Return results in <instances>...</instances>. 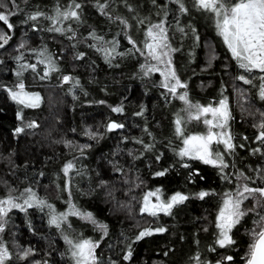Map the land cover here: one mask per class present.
I'll return each mask as SVG.
<instances>
[{"label": "trees", "instance_id": "1", "mask_svg": "<svg viewBox=\"0 0 264 264\" xmlns=\"http://www.w3.org/2000/svg\"><path fill=\"white\" fill-rule=\"evenodd\" d=\"M76 2L83 7V19L77 23L62 20L56 26L64 28L63 33L49 31L53 22L47 19L55 15L58 0H15L18 10L5 0L8 7L0 9L16 11L9 19L12 29L0 22V30L11 36L0 48V199L13 189L12 195L20 196L32 188L47 205L54 210L58 207L56 212L33 206L8 213L0 236L11 256L6 264H75L63 229L49 224L53 212L68 211L69 201L106 226L102 232L75 216L68 218L73 228L69 239L78 236L82 239L77 240L99 243V264H198L197 257L199 264H217L225 256L234 259L224 264H245L243 257L251 242L248 233L256 214L249 212L233 228L235 244L226 248L216 243V223L224 193L235 192L243 182L250 187L264 186L258 178L264 170V143L257 139V125L264 121V100L258 89L261 73H244L238 67L211 15L189 14L183 26L181 16L169 12V8L178 12L171 0H152L154 8L151 0L131 1L139 17L150 18L145 27L166 21L170 30L172 26L183 29L173 36L169 32V39L177 49L175 59L184 61L177 65L181 64L178 74L187 84L191 102L214 106L227 97L228 130L236 148L225 159L229 167L221 173L217 167L178 155L183 137L176 133L175 121L178 114L185 117L183 104L162 87L159 74H145L141 53L124 41L115 19L123 12L114 11L121 1L99 0L108 4L105 14L96 7L97 0ZM71 3L68 0L59 8L65 10ZM36 12L44 15L35 21L27 19ZM94 32L96 37L104 36L106 43L93 39ZM98 48L114 51L106 58ZM18 56L23 59L17 60ZM44 58L46 63L41 64ZM47 58L57 70L42 79ZM241 74L254 78L256 86L238 80ZM64 76L72 79L64 82ZM20 82L24 91L39 93L38 107H26L11 98L8 89L18 91ZM115 107L123 111L113 112ZM111 122L124 127L109 131ZM32 123L36 126L28 127ZM188 124H182L185 135L199 133ZM18 128L24 131L17 132ZM69 162L74 167L65 174ZM159 172L164 175H156ZM241 173L252 179L238 181ZM150 191L165 203L176 193L189 198L174 205L170 214L151 216L141 212L144 196ZM200 192L209 195L201 199ZM253 205L250 199L242 207ZM161 227L166 231H153L136 240L141 231ZM27 249L32 254L20 259ZM129 249L132 256L125 260Z\"/></svg>", "mask_w": 264, "mask_h": 264}, {"label": "snow or ice", "instance_id": "2", "mask_svg": "<svg viewBox=\"0 0 264 264\" xmlns=\"http://www.w3.org/2000/svg\"><path fill=\"white\" fill-rule=\"evenodd\" d=\"M13 5V9L18 10L15 0H9ZM155 2V0H153ZM179 6V11L186 13L188 9L185 7L183 0H171ZM194 5L198 10H202L209 13L214 21L218 30V35L222 37L223 43L231 53L232 58L237 62L238 67L244 71V73L251 74L253 72H259L261 75L258 77L260 83L258 85L259 98L264 100V0H194ZM8 4L5 0H0V9H6ZM96 7L102 14H105V9L108 7L107 3H99L97 0ZM82 9V5L77 3L76 0H72V3L68 5L65 10H61L59 7L56 9L54 16H49L47 19L53 22V27L49 28V31L63 33L65 31L62 27L56 25L62 20L80 19V14L77 10ZM16 14L15 10L9 9L7 12L0 11V22H3L8 29H12L13 25L9 22L10 16ZM44 13L36 12L28 15V20L35 21L38 17L43 16ZM121 23L127 22L121 20ZM143 23V21H141ZM183 31V29H180ZM71 31V28L68 29ZM149 40L145 41L144 48L147 50V56L152 60H155L157 64L145 65V74L150 72H160L164 77L162 87L168 90L169 93L174 96L177 94L178 89H186L187 84L183 83L176 74L175 69L172 67L171 52L176 51L168 44L167 29L164 26V22L151 25L146 33ZM72 37H69L71 39ZM11 36L0 30V48L6 45ZM93 39H100L93 34ZM198 39V37H197ZM129 42L135 44L134 41ZM20 47H24L23 44ZM98 51H103L105 57L110 55V51L104 48H98ZM42 56L43 52L40 53ZM143 54V53H142ZM17 60H22L23 56L16 57ZM2 63V61H0ZM41 64L45 63V60L40 61ZM159 64L164 65V70L158 67ZM32 68L35 70V65H21V68ZM55 64L48 59V69L41 78L47 77L51 71H56ZM20 72L16 75L20 76ZM72 78L64 76V82H69ZM238 80L243 81L244 84L253 85L254 78H249L248 75L241 74L237 77ZM78 83V81L76 82ZM24 84L20 82L17 85L19 91H13L8 89L11 94V98L18 104L26 107H38L41 102L39 93H27L24 91ZM243 95V90H238ZM178 99L184 101L186 107L182 109L187 114V119L181 115H177L176 133L183 137V147L180 149L178 155L180 157H187L192 160H199L206 165H212L217 167L221 173L229 165L225 162V154L231 155L234 153L236 145L233 143V137L230 132L226 131V126L231 118L229 111V105L227 97L221 99L217 107L202 106L200 104H193L188 100L187 92H183L178 95ZM113 112H122L123 108H112ZM211 114V118L208 116ZM264 116V113H261ZM196 121L202 122L206 126V132L203 134H190L185 135L183 123ZM34 123L29 124L28 127H35ZM123 124L111 122L107 125L109 131L123 128ZM260 129L257 139L264 143V121L257 125ZM213 129H219V131H213ZM17 132H23V128H18ZM246 139V138H245ZM216 145L214 150L213 145ZM224 146V151L219 150V145ZM87 147V146H85ZM243 147V145H240ZM255 152L260 151L255 149ZM188 167L187 164L184 165ZM73 164L69 162L63 169L65 174L73 168ZM156 175H164V172H159ZM224 179L229 177L224 174ZM258 178L264 182V170L258 173ZM251 177L245 176L241 173L238 177V181H248ZM12 191H9L7 198L0 199V232L4 231V225L6 221L4 218L8 213L16 208L21 211H26L27 208L37 206L43 207L47 205V202L37 197L32 188H26L20 196H13ZM69 195L71 193L69 192ZM199 198L203 199L208 196V192H200ZM157 196L155 192H149L145 194L142 213H148L151 216H156L159 212L170 214L174 205L186 201L189 197L181 193H176L170 200L165 202L152 203L150 197ZM224 199L222 201V207L219 210L217 216L216 228L219 230L217 234L216 243L220 248L230 247L235 244V240L232 238L231 232L241 220L248 215L249 212L256 214V219L253 220V228L249 230L250 244L248 246V252L243 257L245 264H264V186L250 187L247 182L238 183L235 192L224 193ZM253 200L254 205L250 208L242 207L245 201ZM159 201V197L157 196ZM49 209L52 205H47ZM69 216H81L82 218L91 221L94 225L97 224L96 220L92 217L91 213H81L76 209V206L69 201V209L67 212L51 214L49 224L55 225L58 229L68 219ZM103 230L105 225H98ZM155 232H164L165 228L145 229L141 231L136 240H140L145 236H150ZM67 244L70 246L71 257L75 264H99V260L96 256L95 249L99 247V244L92 240L83 239L73 241L65 236ZM215 251V248L211 249ZM32 254V249L23 251L20 259H26ZM166 254V253H165ZM132 256V251L129 249L127 255L124 256L125 260H129ZM11 258L7 247L0 243V264H5L7 260ZM199 264V257L196 258ZM234 257L225 256L222 260L217 261V264H224V261H233ZM114 264V262H113Z\"/></svg>", "mask_w": 264, "mask_h": 264}, {"label": "rangeland", "instance_id": "3", "mask_svg": "<svg viewBox=\"0 0 264 264\" xmlns=\"http://www.w3.org/2000/svg\"><path fill=\"white\" fill-rule=\"evenodd\" d=\"M67 1L68 0H58L59 7L60 6L61 7H64L66 5V2ZM119 1H121V2L119 3L118 6H116V8L114 9V11L121 9V11L123 12L122 14L116 16L115 19H116V21H119V23L121 25V34L123 35L124 41H127L128 43H130L129 42V38H130L131 41H134L135 42V44H133V43H130V44H132L133 48L135 49V52L141 53L142 58H143V61L145 62V65L157 64V62L155 60H152L150 57L147 56V50L144 48L145 41L146 40H149V38L147 37L146 33H147L148 28L150 27V26H146L145 27L144 23L149 22L150 18H146L145 16L139 17V14L138 13H140V12L138 11V13H137V11L135 10V8L133 6V2H131L132 0H119ZM151 2H152V0H151ZM172 3L175 4L174 2H172ZM172 3H171V5H172ZM183 3L185 5V7L188 9V11L186 13L180 12L178 5H177L178 6V12L175 11V8H169V12L172 14L173 17H175L173 15V13H177L179 16H181L180 23L183 22L182 23L183 26H185V24H187V22L189 21V14L190 15L193 14V15H196V16H199L201 14V15H203V18L205 16H209L210 15L209 13H206V12H204L202 10H198L195 7V5H194V0H186V1H183ZM151 6L153 8L155 7L153 2L151 3ZM82 10H83V7H82V9L78 10V12L80 14V19L79 20L69 19V20H64V21L66 23H75V22L77 23V22H81V19H83L82 18ZM129 17L131 18V20L129 19ZM121 20H124L127 23L126 24H123V23H121ZM141 21H143V23H141ZM163 22H164L165 28L167 29L168 44L170 45L171 48L175 49L174 48V45H172V41H170V39H169V32H170L171 36H173V34H175L177 31H179L180 27L179 26H174V27L172 26V28L170 30L168 28V26L166 25L167 24L166 21H163ZM142 25L144 26L143 28L141 27ZM94 34L97 35V32L96 33L94 32ZM98 36L100 37V35H98ZM100 38H102V40L106 43V39H104V36L103 37H100ZM102 40H100V43H102ZM149 42H150V40H149ZM115 50H116V47H115ZM176 53H177V49H176V51L171 52L170 55H171V60H172V67L175 69L176 74L179 77L178 72L181 71V64L178 67H177V65H178V63L180 61H182V59H177V58L175 59ZM43 60H45V63H46V58H44ZM182 62H184V61H182ZM158 67H160L161 70H164V65L163 64H159ZM149 74H159V76L161 78V82L163 83L164 77L160 74V72H150ZM25 92H27V91H25ZM183 92H185V89H178L177 94L175 96L173 94H171V95L173 96V98L179 100L178 99V95L181 94V93H183ZM27 93H29V92H27ZM188 100H190L189 95H188ZM179 101L183 104V109H184L186 107L184 101H181V100H179ZM217 106H218V104L217 105H214L213 107H217ZM183 113H184V115H185V117L187 119V114L185 112H183ZM208 118L209 119L211 118V114H209ZM193 122H195L196 124H193ZM190 123L191 124H188L189 125V129L191 128V126H193L195 128L196 132L199 131V133H191V134H203L207 130L206 129V126L202 122L191 121ZM228 126H229V122H228V125L226 126V129H225L226 131L229 132ZM213 131H219V129H213ZM216 147L217 146L214 144L213 145L214 150L216 149ZM219 150L221 152L224 151V146L222 144L219 145ZM228 156H230V155L225 154L224 159H226ZM150 192H152V191H150ZM157 196L159 197V195H157ZM157 196L150 197V201L152 203L162 202L161 199H160V197H159V201L157 200ZM40 208H43L44 210L54 211V212H56V210L58 209V207H56L57 209L55 208V210H54V207H52L51 209H49L47 207V205H45L43 207H40ZM12 210H20V209L14 208ZM75 217L76 218H79V219H81L83 221H86V222L90 223L94 227H97L100 231L104 232V229L101 230L98 227V225H100L99 223H97L96 225H94L93 223H91V221L86 220V219L82 218L81 216H75ZM63 225L64 226H62V228H60V229H63L64 230V231L62 230L63 236H68L69 234L72 235L73 232L71 230H73V228H72V223L69 221V219H67L63 223ZM1 233L2 232H0V236H1ZM75 233L76 232H74V234ZM79 236H81V235L79 234ZM75 238H72L71 240L78 241L77 239H82V238H79L78 236H76ZM0 243H2L1 240H0ZM68 247L70 249V246L69 245H68ZM97 248L95 249V253L97 251ZM69 252H70V250H69ZM70 257H71V252H70ZM71 259H72V257H71ZM7 261L5 262V264L7 263Z\"/></svg>", "mask_w": 264, "mask_h": 264}]
</instances>
